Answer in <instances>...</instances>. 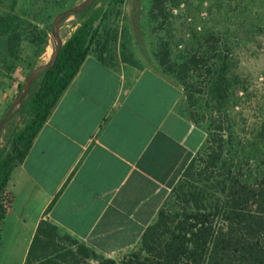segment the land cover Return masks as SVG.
<instances>
[{
	"label": "trees",
	"instance_id": "obj_1",
	"mask_svg": "<svg viewBox=\"0 0 264 264\" xmlns=\"http://www.w3.org/2000/svg\"><path fill=\"white\" fill-rule=\"evenodd\" d=\"M125 1L95 0L91 7L74 14L83 19L62 44L53 66L33 82L16 112L23 116V126L13 125L10 119L3 127L0 137L4 133L7 141L0 147V229L10 203L6 188L12 171L26 157L86 56L92 52L101 63L113 66L119 39L114 24ZM175 1L151 0L149 17L159 25L166 24L170 10L179 5V0ZM224 1L220 0L221 5ZM98 2L100 5L92 9ZM224 11L230 18L233 10ZM27 27H31L27 39L35 47L36 58H40L51 29L24 22L17 15H0V34L11 57L8 71H14L12 66ZM231 38L229 32H209L186 48L180 60L172 58L168 40L160 39L158 64L164 73L174 74L184 93L187 115L195 124L204 117L197 109V97L204 96L213 103L210 110H217L238 79L229 69ZM120 45L122 61L136 66L124 44ZM206 130L202 148L172 187L177 208L163 203L156 220L144 229L136 249L119 260L100 256L71 235L60 234L54 224L42 218L24 264H91V259L96 264H264V121L257 127L254 140L247 144L241 140L233 143L219 125L211 128L210 124ZM248 155L258 159L260 165L251 174L243 169ZM202 178L207 183L201 184Z\"/></svg>",
	"mask_w": 264,
	"mask_h": 264
},
{
	"label": "crops",
	"instance_id": "obj_2",
	"mask_svg": "<svg viewBox=\"0 0 264 264\" xmlns=\"http://www.w3.org/2000/svg\"><path fill=\"white\" fill-rule=\"evenodd\" d=\"M124 65L90 52L13 169L0 242L21 249L2 261L6 243L0 264L25 263L42 218L100 256L130 252L203 145L182 88L157 67Z\"/></svg>",
	"mask_w": 264,
	"mask_h": 264
},
{
	"label": "rangeland",
	"instance_id": "obj_3",
	"mask_svg": "<svg viewBox=\"0 0 264 264\" xmlns=\"http://www.w3.org/2000/svg\"><path fill=\"white\" fill-rule=\"evenodd\" d=\"M83 1L85 0H0V15H17L24 22H31L39 28L49 31L56 14ZM150 1L126 0L121 6V14L114 24L118 29L119 39L113 65L126 67L124 64H128L121 59L120 43L124 44L127 53L137 62L136 66H130L135 69L154 66L163 72L157 59L161 38H166L170 43L172 58L180 60L184 50L195 44L198 37L207 35L209 32L231 33L229 69L231 74L238 76V79L229 88L224 102L217 109L220 112L213 108L212 110H215L213 114L210 110L213 103L204 96L197 97V109L204 116L197 125L206 131V136V129L210 124L211 128L219 125L221 126L220 131L226 136H231L233 143L238 140L245 144L252 142L257 127L264 121V0H225L223 5L220 0H179V3L176 0L175 3L179 5L170 10L166 24L162 25L149 17ZM99 5L100 2L92 9ZM224 10L228 12L233 10L230 18H227ZM82 19L71 15L62 20L59 33L63 41L75 29V24H78ZM30 29L28 27L25 29L24 36L20 41L18 59L12 66L13 72L8 71L11 57L5 37L0 34V119L21 91L22 87L20 86L25 83L31 69L38 64L47 62L53 52L54 44L51 32H49L46 51L40 58H36L35 47L27 39ZM166 75L176 82L173 73ZM20 109L21 107L16 105L10 118L13 125L19 128L23 126V116L16 114ZM180 110L187 114L183 92ZM6 141L3 133L0 137V147L4 146ZM195 155L196 153L193 157ZM243 163V169L245 172L247 171V174H251L260 166L259 160L251 155H248ZM200 183L207 182L202 178ZM163 203H167L173 209L177 208L172 188ZM6 240L1 239L0 252H4L2 247L6 248V243H10V245L12 243L13 246L11 245L9 248L11 256L1 258V260L12 263L19 259L12 257V253L19 252L21 248L14 245L13 241ZM7 251L6 249L5 252L7 253ZM122 256L114 259L119 260ZM90 263L96 264V260L91 259Z\"/></svg>",
	"mask_w": 264,
	"mask_h": 264
},
{
	"label": "water",
	"instance_id": "obj_4",
	"mask_svg": "<svg viewBox=\"0 0 264 264\" xmlns=\"http://www.w3.org/2000/svg\"><path fill=\"white\" fill-rule=\"evenodd\" d=\"M94 1L95 0H85L79 4H76V5L69 7V8H67V9H65V10H63V11H61L55 15V17L53 18L52 24H51V33H50L52 40H53V44H54L51 57L49 58V60L47 62H44L42 64H38L29 72V74L26 77V81L22 86L21 91L14 98V100L9 105L6 112L4 113L2 118L0 119V133L3 129V127L5 126V124L12 117V115L15 111L14 107L16 105H19V107H21L23 100L27 96L33 82L38 78V76L44 70L51 68L53 66V64L55 63L57 56L60 52L61 46L64 43V41L62 40L60 33H59V27H60L62 20H64L65 18H67L71 15H74L78 12H81V11L91 7L93 5Z\"/></svg>",
	"mask_w": 264,
	"mask_h": 264
}]
</instances>
